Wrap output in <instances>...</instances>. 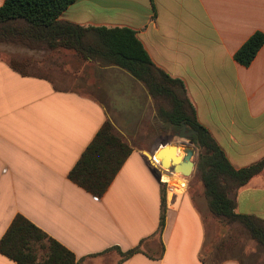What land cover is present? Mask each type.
Returning a JSON list of instances; mask_svg holds the SVG:
<instances>
[{"label":"crops","instance_id":"crops-1","mask_svg":"<svg viewBox=\"0 0 264 264\" xmlns=\"http://www.w3.org/2000/svg\"><path fill=\"white\" fill-rule=\"evenodd\" d=\"M59 19L133 30L153 63L183 81L198 122L235 169L264 158V46L249 67L234 58L254 33L264 34V0H76ZM27 52L45 61L0 58V240L21 215L77 264H240L206 252L203 192L187 191L172 207L165 202L159 231L164 186L151 156L182 141L132 145V133L142 135L140 122L133 128L135 105L149 109L150 100L137 80L114 67L79 64L70 51L53 52V60L45 56L52 52ZM14 59L28 61L27 69H14ZM42 65L47 75L36 72ZM108 121L132 152L97 197L69 174ZM236 203L237 214L264 220V170ZM0 264L16 263L0 254Z\"/></svg>","mask_w":264,"mask_h":264},{"label":"trees","instance_id":"trees-1","mask_svg":"<svg viewBox=\"0 0 264 264\" xmlns=\"http://www.w3.org/2000/svg\"><path fill=\"white\" fill-rule=\"evenodd\" d=\"M76 0H5L0 6V44L33 52H73L81 61L120 69L137 80L149 95L156 117L172 131L183 123L195 134L197 173L204 186L208 210L219 221L241 225L264 247V220L236 213L240 189L264 170V158L235 169L224 151L198 122L195 106L180 79L158 68L136 33L126 27L80 26L60 20ZM264 46V34L254 33L235 53L238 64L249 67ZM22 71L25 62L12 61ZM132 152L105 122L69 174V179L94 196L102 197ZM165 197L159 231L165 226ZM135 250L123 254L129 257ZM0 254L16 264H77L75 255L21 215L0 240Z\"/></svg>","mask_w":264,"mask_h":264},{"label":"rangeland","instance_id":"rangeland-1","mask_svg":"<svg viewBox=\"0 0 264 264\" xmlns=\"http://www.w3.org/2000/svg\"><path fill=\"white\" fill-rule=\"evenodd\" d=\"M14 47L15 46L8 47L7 45L0 44V58H10V57L30 58L34 62L39 61V63L45 61L43 59L41 60L42 55H38L32 52H27L28 50L22 51L19 50L22 48L15 47L16 48L15 49ZM45 56H48V59L50 60H53L54 58L57 57V55L54 54L53 52ZM76 58L78 59L79 64L83 62L77 56ZM14 61L25 62L26 65L24 66V69H27L28 61H20L17 59H14ZM45 65H42L40 67V69L42 68L43 71L40 70L36 72L41 73L43 75H47V73L43 69ZM148 104H149V109L147 107L144 108V105L143 107L135 105L134 111L137 116H135L134 118H136L138 124H135L133 128L134 130L137 129L140 122L141 125L140 131L142 135L139 136L138 132L132 133V136H130V141L132 142V145L139 146L140 144H145V143L148 144L151 141L154 143V140H157L158 138L161 140L171 139V141H175V143L180 142V139L176 136V134L180 132L181 128L175 131H172L173 130L172 128L168 129L167 126L163 125L162 122L156 117L155 107L152 104L151 99L149 100ZM188 130L189 129L186 127L185 131L188 132ZM119 137L124 141V139L121 136ZM124 142L130 146L128 142L126 141ZM191 147L196 148L194 144H192ZM180 149H182V147ZM183 154H184L183 151H181L180 155ZM194 157H195L194 158L195 168L192 175L188 178L189 180L188 192H192V193L203 192L202 195L203 198H205L204 186L203 184H201L202 182L200 181V177L197 173L198 149H197V154ZM206 210H207L206 217L208 219V235H207L208 238L206 244L207 253L208 252L213 253L216 250H218L216 252H218L219 254L216 256L220 257L219 260L226 258H233V259H237L240 264H264V247L258 245L255 241L249 238L248 233L241 225L236 223L228 224L221 222L210 213L208 208Z\"/></svg>","mask_w":264,"mask_h":264},{"label":"water","instance_id":"water-1","mask_svg":"<svg viewBox=\"0 0 264 264\" xmlns=\"http://www.w3.org/2000/svg\"><path fill=\"white\" fill-rule=\"evenodd\" d=\"M185 130L186 125L183 123L180 132L176 134L182 141L180 145L166 143L156 151L154 157L159 160L162 167L171 173L180 174L185 178H189L195 168L194 156L197 154V149L191 147V137L195 132H186ZM180 146L182 149H180ZM179 149L183 151V155H178Z\"/></svg>","mask_w":264,"mask_h":264},{"label":"built area","instance_id":"built-area-1","mask_svg":"<svg viewBox=\"0 0 264 264\" xmlns=\"http://www.w3.org/2000/svg\"><path fill=\"white\" fill-rule=\"evenodd\" d=\"M151 164L158 180L164 186L165 202L168 207H172L179 203L180 199L187 193L189 188L188 178L180 174L171 173L169 170L161 166L156 157L151 156Z\"/></svg>","mask_w":264,"mask_h":264},{"label":"bare ground","instance_id":"bare-ground-1","mask_svg":"<svg viewBox=\"0 0 264 264\" xmlns=\"http://www.w3.org/2000/svg\"><path fill=\"white\" fill-rule=\"evenodd\" d=\"M181 152V151H180Z\"/></svg>","mask_w":264,"mask_h":264}]
</instances>
